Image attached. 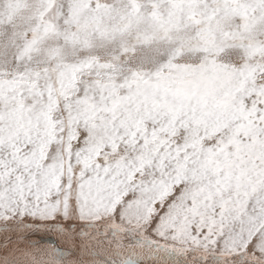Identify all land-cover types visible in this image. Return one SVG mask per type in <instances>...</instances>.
Returning a JSON list of instances; mask_svg holds the SVG:
<instances>
[{"label": "snow or ice", "instance_id": "snow-or-ice-1", "mask_svg": "<svg viewBox=\"0 0 264 264\" xmlns=\"http://www.w3.org/2000/svg\"><path fill=\"white\" fill-rule=\"evenodd\" d=\"M0 264H264V0H0Z\"/></svg>", "mask_w": 264, "mask_h": 264}]
</instances>
